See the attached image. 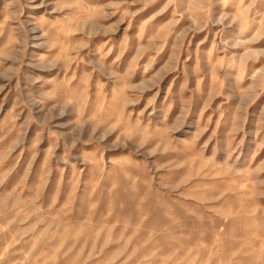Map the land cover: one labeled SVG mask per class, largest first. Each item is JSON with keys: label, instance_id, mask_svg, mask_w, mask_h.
<instances>
[{"label": "rangeland", "instance_id": "obj_1", "mask_svg": "<svg viewBox=\"0 0 264 264\" xmlns=\"http://www.w3.org/2000/svg\"><path fill=\"white\" fill-rule=\"evenodd\" d=\"M0 264H264V0H0Z\"/></svg>", "mask_w": 264, "mask_h": 264}]
</instances>
